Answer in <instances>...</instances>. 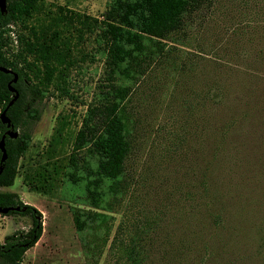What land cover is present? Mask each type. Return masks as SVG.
Returning <instances> with one entry per match:
<instances>
[{"label": "rangeland", "instance_id": "374dc122", "mask_svg": "<svg viewBox=\"0 0 264 264\" xmlns=\"http://www.w3.org/2000/svg\"><path fill=\"white\" fill-rule=\"evenodd\" d=\"M40 2L43 11L59 5L101 19L110 0ZM190 19L131 87L123 187L110 194L105 181L98 207L86 199L85 179L62 174L104 83L94 33L72 40L73 65L61 83L68 94L47 85L13 183L0 187L41 213L24 263L130 264L132 246L137 264H264V0H207ZM74 158L94 166L85 148ZM74 211L85 220L81 230ZM29 225L27 216L0 214V241Z\"/></svg>", "mask_w": 264, "mask_h": 264}, {"label": "trees", "instance_id": "16d2710c", "mask_svg": "<svg viewBox=\"0 0 264 264\" xmlns=\"http://www.w3.org/2000/svg\"><path fill=\"white\" fill-rule=\"evenodd\" d=\"M206 4L207 0H110L102 18L97 19L59 5L43 11L40 0H5V10L0 12V66L16 74V81L10 85L17 97L5 114L17 135H6L7 128L0 122V137L4 134L6 153L0 163V187L13 183L18 159L27 149L31 126L39 117L38 104L47 85L52 84L62 94H68L61 83L65 82L67 70L73 65L76 41L86 31L94 33L99 50L104 54V83L99 84L97 97L87 106L72 140L68 158L71 169L62 174L72 183L85 179L86 199L92 207H98L105 181L108 193L119 192L130 148L125 102L131 87L152 62L164 57L165 42L175 40L191 16ZM14 27L16 48L12 51L9 32ZM11 78V73L0 71V111L13 95L7 86ZM60 130L61 125L56 127L50 146L58 142ZM82 148L93 160V167L86 161L81 165L76 163L74 155ZM53 168L56 173V165ZM80 170L83 175H78ZM203 184L207 191L208 182ZM27 186L29 190H40L43 184ZM0 207H11L3 215L18 214L30 219L27 229H16L2 238L0 264H27L22 257L41 234V213L21 201L13 191H0ZM215 216L217 213L212 215ZM73 224L77 230L85 224L79 211L73 212ZM138 255L131 246L126 257L130 264H137Z\"/></svg>", "mask_w": 264, "mask_h": 264}, {"label": "water", "instance_id": "95a60500", "mask_svg": "<svg viewBox=\"0 0 264 264\" xmlns=\"http://www.w3.org/2000/svg\"><path fill=\"white\" fill-rule=\"evenodd\" d=\"M4 10H5V0H0V12L3 13ZM0 71H2L4 73H11L12 74V78L7 83V86H8L9 91L13 92L11 99L7 102L4 109L0 111V122L5 124V126L7 128L5 131V134L10 136V137H15L17 135V132L12 130V125L10 124L9 119L6 116L5 111H6L7 107L10 106L17 97V93L14 91L13 87L10 85L11 83L16 81V74L13 73L9 68H5L3 66H0ZM3 139H4V134H2L0 137V153H1L0 163H2L6 158ZM1 169H2V166L0 165V171H1ZM9 209H11V207H0V214H5ZM14 209H17V207H14Z\"/></svg>", "mask_w": 264, "mask_h": 264}]
</instances>
